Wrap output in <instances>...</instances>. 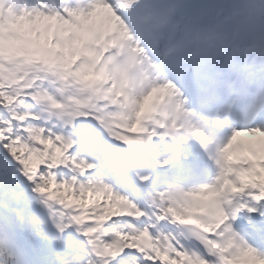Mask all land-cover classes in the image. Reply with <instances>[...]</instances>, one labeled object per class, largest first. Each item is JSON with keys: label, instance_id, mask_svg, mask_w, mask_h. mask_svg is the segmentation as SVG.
<instances>
[{"label": "snow or ice", "instance_id": "6c2138e0", "mask_svg": "<svg viewBox=\"0 0 264 264\" xmlns=\"http://www.w3.org/2000/svg\"><path fill=\"white\" fill-rule=\"evenodd\" d=\"M0 264H264V0H0Z\"/></svg>", "mask_w": 264, "mask_h": 264}]
</instances>
